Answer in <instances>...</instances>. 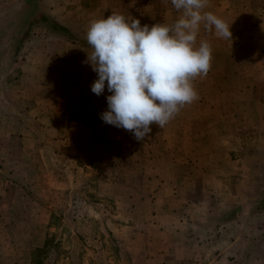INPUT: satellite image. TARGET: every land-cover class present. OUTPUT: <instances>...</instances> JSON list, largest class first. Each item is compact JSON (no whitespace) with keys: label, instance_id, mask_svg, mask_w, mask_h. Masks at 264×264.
Here are the masks:
<instances>
[{"label":"rangeland","instance_id":"rangeland-1","mask_svg":"<svg viewBox=\"0 0 264 264\" xmlns=\"http://www.w3.org/2000/svg\"><path fill=\"white\" fill-rule=\"evenodd\" d=\"M173 9L171 0H0V264H264V213L253 214L264 197L225 225L230 214L210 198L190 209L156 196L149 152L100 118L111 93L91 91L90 24L122 14L171 25L180 11L163 14Z\"/></svg>","mask_w":264,"mask_h":264},{"label":"crops","instance_id":"crops-1","mask_svg":"<svg viewBox=\"0 0 264 264\" xmlns=\"http://www.w3.org/2000/svg\"><path fill=\"white\" fill-rule=\"evenodd\" d=\"M174 11L165 10L163 16L172 18ZM205 11L231 25L232 38L217 37L214 29L201 26L197 45L208 41L213 59L208 74L193 81L199 99L165 127L157 130L153 125L144 141L132 135L131 140L149 152L150 175L158 179L156 196L179 197L190 209L210 198L217 213L238 206L240 213L248 202L252 212L251 197L264 190V174L251 175L257 164L264 165V0H209ZM192 119L201 125L186 128L183 122ZM252 133L258 143L250 148ZM152 144L158 155L150 154ZM173 259L171 253L168 260Z\"/></svg>","mask_w":264,"mask_h":264},{"label":"clouds","instance_id":"clouds-1","mask_svg":"<svg viewBox=\"0 0 264 264\" xmlns=\"http://www.w3.org/2000/svg\"><path fill=\"white\" fill-rule=\"evenodd\" d=\"M182 15L171 25L141 26L122 14L93 21L86 34L92 51L85 63L97 74L91 91L105 89L107 109L100 114L105 124L130 132L144 141L152 125L165 127L181 109L199 99L193 81L211 68L208 41L197 45L201 26L214 29L217 37L231 40L229 25L205 11L209 0H171Z\"/></svg>","mask_w":264,"mask_h":264},{"label":"trees","instance_id":"trees-1","mask_svg":"<svg viewBox=\"0 0 264 264\" xmlns=\"http://www.w3.org/2000/svg\"><path fill=\"white\" fill-rule=\"evenodd\" d=\"M34 4V3H33ZM35 6V5H34ZM39 16V15H38ZM40 17H44V16H42V14H40ZM46 19H48V18H46ZM4 37H6V36H4ZM2 38L3 37H1L0 36V39L2 40ZM26 38V37H25ZM24 38V39H25ZM23 39V37L22 36H19L18 37V40L19 41H22V40H24ZM3 46V44H1V42H0V48ZM260 197H264V190H263V192L260 194ZM262 201H264V200H262ZM240 207L238 206V207H235L234 209H231V210H229L228 212H227V214H226V216L227 215H229L230 214V216L228 217V218H226V222L227 221H230V220H232V219H234L235 218V216L233 215L234 214V211H238L239 212V209ZM254 211H259V212H264V203H260L259 205L257 204V206L254 208ZM43 248L42 247H37V248H35V250H34V255H33V257H34V259H36V257L37 256H39L38 255V253L39 252H43ZM37 261V260H36ZM37 263L38 264H43V262L41 261V260H38L37 261Z\"/></svg>","mask_w":264,"mask_h":264}]
</instances>
